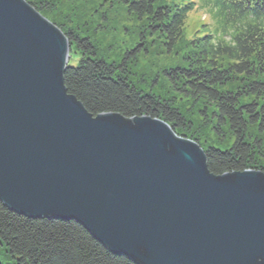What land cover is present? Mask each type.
Instances as JSON below:
<instances>
[{"label": "water", "instance_id": "1", "mask_svg": "<svg viewBox=\"0 0 264 264\" xmlns=\"http://www.w3.org/2000/svg\"><path fill=\"white\" fill-rule=\"evenodd\" d=\"M48 19L0 0V202L76 221L135 264H264V174H211L158 119L93 117L67 93L70 46Z\"/></svg>", "mask_w": 264, "mask_h": 264}, {"label": "trees", "instance_id": "2", "mask_svg": "<svg viewBox=\"0 0 264 264\" xmlns=\"http://www.w3.org/2000/svg\"><path fill=\"white\" fill-rule=\"evenodd\" d=\"M101 1L122 6L142 23L140 43L124 51L118 61H108L99 54L94 36L86 32V15L74 21L79 31L48 19L64 34L73 56L63 76L67 93L93 117L112 113L165 122L176 135L203 149L208 170L215 176L245 170L264 174V0ZM26 2L44 18L51 15L52 9L43 8L41 2ZM194 10L205 12L210 20L206 34L197 40L198 54L190 68L165 69L161 77L193 103L203 129L217 137L214 146L206 148L192 131L194 123L173 97L166 96L160 82H145L133 69L146 52L147 37L159 38L165 52L172 53L182 39L187 15ZM233 80L239 86L230 89ZM0 264L135 263L110 252L76 221L27 218L0 202Z\"/></svg>", "mask_w": 264, "mask_h": 264}, {"label": "rangeland", "instance_id": "3", "mask_svg": "<svg viewBox=\"0 0 264 264\" xmlns=\"http://www.w3.org/2000/svg\"><path fill=\"white\" fill-rule=\"evenodd\" d=\"M31 1L41 2L43 8L52 9L50 17L60 21L59 23L65 27L70 26L76 31L80 30V26L74 25V21L77 17L81 18V16L86 15L84 23L87 28L86 32L94 36L100 45L99 54L108 61H118L124 51L140 43L139 36L142 32V23L129 15L122 6L112 5L108 1L101 0ZM166 1L177 3L189 0ZM209 24L210 20L205 12L194 10L189 13L184 23L182 39L172 53L165 52L159 38L147 37L144 39L146 52L138 58L133 68L135 74L144 79L145 82L152 84L154 79L158 80L163 86L166 96L173 97L178 102L186 118L194 123L195 130L192 129V131L197 133L198 140L204 148L209 145L214 146L217 137L210 129H203V121H200L199 113L193 108V103L171 90L161 77V71L173 68H190L191 60L198 54L197 48H195L197 40L206 34ZM71 58L73 60L72 55L69 61ZM233 81V84L229 86L230 89L239 86L237 80ZM161 86L159 90H162ZM231 142L232 139L229 140L228 145Z\"/></svg>", "mask_w": 264, "mask_h": 264}]
</instances>
